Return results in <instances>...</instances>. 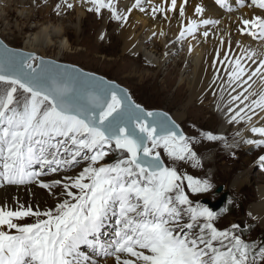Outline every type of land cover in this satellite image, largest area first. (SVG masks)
Masks as SVG:
<instances>
[{"label":"snow or ice","instance_id":"6c2138e0","mask_svg":"<svg viewBox=\"0 0 264 264\" xmlns=\"http://www.w3.org/2000/svg\"><path fill=\"white\" fill-rule=\"evenodd\" d=\"M215 2L232 10L228 0ZM81 3L98 16L107 10L113 20L128 19L114 0ZM145 3L152 0H135L127 12L146 11ZM188 3L165 0L151 11L164 13L165 19L169 11L184 17ZM64 5L74 7L68 0ZM248 6L264 10V0H251ZM194 10L205 12L200 4ZM219 23L190 20L180 38L194 36L201 25ZM240 25L242 36L264 43V13L241 18ZM241 50L229 60V46L220 62L229 64L226 84L236 93L229 100V122L251 124L253 116L264 112V90H251L254 78L264 80V52ZM37 59L0 52V182H38L53 196L59 193L58 202L44 211L23 204L0 206V264H99L95 257H111L113 264H264V240L246 242L238 224L218 229L217 213L185 192V181L193 195L208 191L210 182L165 165L158 149L174 161L200 164L192 147L196 141L180 132L175 121L145 112L127 93L103 81L43 61L33 67L29 61ZM250 131L264 137V126L253 124ZM201 135L228 146L223 136ZM243 142L264 145V139ZM113 153V163H101ZM259 161L264 164V155ZM112 217V238L105 241L106 221Z\"/></svg>","mask_w":264,"mask_h":264},{"label":"bare ground","instance_id":"6f19581e","mask_svg":"<svg viewBox=\"0 0 264 264\" xmlns=\"http://www.w3.org/2000/svg\"><path fill=\"white\" fill-rule=\"evenodd\" d=\"M180 2L181 0H178V3ZM69 3L74 4L73 10L79 21V27L77 29L74 28L76 29L74 33L77 34V36L83 33L82 29L85 28V23L89 21L96 26H102V30L98 32L96 30L94 34L96 46L101 47L103 43L114 40L115 36L118 37L121 46V61L126 60L130 65V70L128 68L129 73L127 74L129 81L142 82L144 78L150 77L153 73L159 75L161 71H159V67L163 63L167 65L166 68H164L165 78L169 75H178L182 71L186 72L191 69L193 70L192 78L189 81L185 80L187 81V83L185 82L186 85H179V90L182 91L185 88L186 92L189 94L186 105L181 107L180 110L173 115V120L175 122L178 123L182 121L187 111L193 110L197 115L205 113L208 115L209 119L220 121L222 124H225L224 132L217 136L225 137L227 145V139L239 133L240 138H237L238 142L234 150H224L228 149L225 145V141L208 140L209 142L205 143L203 146L204 148L201 147V150L212 152L213 161H206L205 164L200 161L199 166L196 167H194L193 162L190 161L189 171L192 174L197 173L201 175L203 174V168L206 170L211 168V166L217 167L219 162L232 157L233 153L239 150L240 147H244L245 150L252 148V144H246L243 142L244 140L262 139L257 134L252 133L250 128L253 124L256 126H264V119H260V117H264V112L260 113V117L253 116L251 124L245 121L239 123L229 122V100L231 95H235L236 93L232 92L231 88L226 84V70L229 64L227 61L224 63L220 61H224L223 54L229 52V46V60L242 55V48L255 50L256 52L259 51L260 53L262 52V50L260 51L259 49L264 46V43L259 40L254 41L247 35L242 36L238 29L241 26V18L259 15L264 13V10L256 9L254 6L249 7L248 5L251 4L249 0H228V3L231 4V11L220 7L216 4L215 0L213 3L210 0H189V3L186 5L184 17H181L178 11H169L166 13L167 19H165L164 13L161 15L160 13L153 14L151 12L152 6L164 4L165 0H152L151 5L147 3L144 4L146 11L141 12L139 9H133L131 13H128L127 9L132 7L135 0H114L118 9L128 16L126 22H118L110 18V14L107 10H102V15L98 16L89 12L87 7L81 3V0H77V2L73 0ZM168 3H170V0H168ZM196 4H200L205 8V12L202 15H197L195 13L194 5ZM241 4L244 6L242 7ZM42 5H45V7L41 9ZM27 6L31 7L32 10L25 18L21 16L14 17L15 8L21 9ZM69 13L71 15V12L65 8L61 7L57 9L53 0H30L29 2H23L22 0H0V23H2L3 20L7 21L5 24L6 31L14 30L13 26L10 25L11 21L9 22V19L12 17H14L16 20L15 22L18 23L17 25L20 27L18 30L20 32L33 31V29L37 30L38 28H32L31 25L38 19L42 21V25L55 24L56 22L60 23V25H58L59 29L49 28L47 33L50 34L43 36L44 38L42 40L41 38H37L41 43L38 44L39 48L37 51L32 49V44L29 43L22 48L23 51L35 56L44 53V44L47 49H51L52 47L53 49L55 48V45L46 43V40H49V43H57L59 41L56 42L57 39L62 41L66 39V46H62L61 41L59 47L65 50L68 49V46L71 44L69 40L71 28L63 24L64 22L72 23L73 20L72 17L69 16ZM202 19L219 20L220 23L208 26L201 25L194 36L187 35L183 39L180 38L181 30L187 28L190 20L199 21ZM111 30H114V33L110 32ZM205 30L209 32L207 38L203 36ZM161 32L163 35L160 34ZM153 33H155V35H153ZM101 36H103V39H101ZM221 40L224 41L223 44ZM190 45L191 51L189 50ZM145 50L156 55L159 54V56L163 57L162 61L158 63L151 61L150 58L146 57L147 55L144 56L143 53ZM218 51L221 54L219 60L217 59ZM181 52L185 53H183L180 58L175 59V56H179ZM37 58H39V56H37ZM54 60L57 61L58 59L56 58ZM254 80L255 82L252 83L251 90L256 92L264 90V80L259 78H254ZM235 106V104L231 105L233 108H235ZM203 151L199 152V156L202 155ZM196 153H198L197 150ZM199 156L197 157L201 159ZM36 167L38 168V166ZM214 176L215 173L209 174L210 178H214ZM44 179L47 180L48 178L46 177ZM243 183L242 181L239 183L238 179H235L233 187L237 189L239 186L241 187ZM58 195L59 193H57V196ZM57 196H53L48 189L42 188L38 182L20 185L0 182V206H7L10 209H15L21 204L26 207H32L34 210L39 209L40 211L52 209L58 202ZM262 216L264 217V215ZM29 222H34V218H30ZM114 226V217L106 221L102 239L105 240L108 235H111ZM88 251L92 250L85 249L86 253H89ZM99 259V264H113V258L105 260Z\"/></svg>","mask_w":264,"mask_h":264},{"label":"rangeland","instance_id":"374dc122","mask_svg":"<svg viewBox=\"0 0 264 264\" xmlns=\"http://www.w3.org/2000/svg\"><path fill=\"white\" fill-rule=\"evenodd\" d=\"M22 1L29 2L30 0ZM53 1L55 6L56 4H60L62 8L67 9L64 5V0ZM68 1L72 2L73 0ZM43 7H45V5H42L41 9ZM14 10V17L21 16L25 18L31 12L32 8L27 6L21 9L15 8ZM67 10L71 12L69 16L72 17L73 21L72 23L64 22L63 25L71 28L69 33L70 46L65 50L59 47L62 40L57 39L56 42L59 40L57 43H49V40H46V43L55 45V48L53 49L52 47L51 49H47L44 44V53L37 56L53 61L57 58V62L77 66L83 71L102 76L108 81L114 82L118 86L126 89L131 99L145 110L165 112L173 120V115L188 102L189 93L186 92L185 88L182 91L179 90V85H186L187 81L193 76V70L191 69L186 72L182 71L178 75H169L165 78L164 68H166L167 65L163 63L159 67V71L161 70L159 75L151 73L152 75L144 78L142 82L129 81L127 74L129 73L130 65L126 60L121 61V46L118 37L115 36L114 40L103 43L101 47L96 46L94 34L96 30L97 32L101 31L102 26H96L89 21L85 23V28L82 29L83 33L77 36V34L74 33V30L79 27L77 15L73 8ZM160 14L162 15V13ZM14 17L9 19V22L11 21L10 25L14 28L13 31L5 30L7 21L3 20V22L0 23V39L12 49L23 50L22 48L29 43L33 46H31V48L37 51L39 48L38 44H41L37 38H41L42 40L44 38L43 36L50 34L47 33L49 28L59 29L58 25H60V23L57 22L55 24L42 25V21L38 19L31 25L32 28H38L37 30L33 29V31L20 32L18 30L20 27L17 25L18 23L15 22L16 20ZM110 32L114 33V30ZM65 40L62 41V46H66L67 40ZM259 50L264 52V46ZM183 53L185 52H181L179 56L176 55L175 59L180 58ZM257 53L260 52L257 51ZM143 54L144 56L147 55L146 57L150 58L151 61L155 63L161 62L163 59L159 54L150 53L148 50H145ZM36 62L37 60L33 62L35 63L34 67L37 66ZM175 123L178 124L186 137L193 138L196 141L192 147L195 152L197 150V156H199L200 151H203L201 147L204 148V144L209 142L208 140L206 141L201 134L210 132L213 135H221V133L224 132L225 126V124H222L220 121L209 119L207 114L197 115L193 110H188L182 121ZM237 138H240V135H235L227 139L228 149L224 150H234L237 146ZM261 138L264 139V137ZM158 151L161 152V157L166 166L177 168L182 175H191L195 179H206L210 182L211 188L208 191L196 195H193L190 190L187 189V181L184 182L185 192L194 203L202 204L201 202L203 200L215 203L221 196L215 194V190L220 186L223 187L222 193H226L227 197L223 206L215 212L217 213V218L214 224L218 229L225 230L230 228L232 224L239 225V222L242 221L243 227L240 226L239 230V232L242 233V239L246 242L256 241L257 243L264 240V217L262 216L264 215V164L259 161V156L264 155V145H252V148L248 150H245L244 147H240L239 150L233 153L232 157L219 162L217 167L211 166V168L206 170L203 168V174L201 175L197 173H195V175L189 171L190 161H174L166 155L163 149H158ZM212 155V152L205 150L202 152V155L199 156L201 158L199 160L203 164H205L206 161L212 162ZM116 156L117 154L113 153L106 157L101 163H113ZM211 173H215L214 178L209 177ZM235 179H238L239 183L241 181L244 182L243 185H241V187L239 186L237 189L233 187ZM29 219L30 218H26L24 222H29ZM110 239L111 237L109 240ZM105 240L107 241L108 239ZM95 258L97 260L99 259L98 257ZM105 259H111V257L100 258L99 260Z\"/></svg>","mask_w":264,"mask_h":264},{"label":"water","instance_id":"95a60500","mask_svg":"<svg viewBox=\"0 0 264 264\" xmlns=\"http://www.w3.org/2000/svg\"><path fill=\"white\" fill-rule=\"evenodd\" d=\"M4 49H7L13 53H18V54H21V55H24V56H29V55H33V54H30V53H27L23 50H19V49H12L10 47H8L1 39H0V52H2ZM35 56V55H34ZM37 57V56H36ZM41 61L44 62V64L46 65H52V66H55V67H59L60 69H67L69 70L70 72H72L73 74H81L82 76H87V77H90V78H94V80H98V81H103L104 83L106 84H109L111 86H114L116 87L117 89L121 90L122 92L124 93H127L128 97H130L131 99V96L130 94L128 93V91L120 86H118L116 83L114 82H111V81H108L107 79H105L104 77L102 76H99L97 74H94V73H90V72H86V71H83L82 69H80L79 67L77 66H73V65H70V64H65V63H60V62H57V61H53V60H49V59H45V58H42V57H39L37 59V62L36 64L39 65L41 63ZM30 63H32L33 67H34V64L33 61H29ZM131 102H133L134 104H136L132 99H131ZM145 112H148L147 110H145L143 107H141ZM151 112H155V113H160L162 115H166L168 118L169 115L166 114L165 112H162V111H157V110H151ZM178 125V124H177ZM179 131L182 132L181 128L179 127ZM183 133V132H182ZM223 191V187L220 186L218 187L216 190H215V194L217 195H221L220 198L215 202V203H211L210 201L208 200H203L201 203L208 206L212 211L214 212H217L224 204L225 200H226V197H227V194L226 193H222ZM239 225L241 227H243V222L240 221L239 222Z\"/></svg>","mask_w":264,"mask_h":264}]
</instances>
